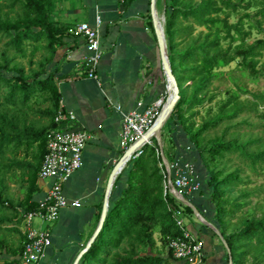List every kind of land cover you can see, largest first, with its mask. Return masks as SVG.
<instances>
[{"label": "trees", "instance_id": "16d2710c", "mask_svg": "<svg viewBox=\"0 0 264 264\" xmlns=\"http://www.w3.org/2000/svg\"><path fill=\"white\" fill-rule=\"evenodd\" d=\"M56 3L57 0H0V5L14 14L13 18L0 20V40L7 39L8 46L19 54L31 44L42 46L46 52L38 69L29 76L24 69L19 70L18 76H12L9 64L0 63L1 172L20 171L24 163L20 162L18 154L24 144L28 151L33 144H40L43 164L49 133L73 127V122H55L59 113L65 112L56 72L50 69L64 32L53 18ZM252 7H258L257 15L264 18V0H166L165 7L169 60L180 90V99L165 128H168L172 149L176 148L177 131L193 146L196 163L205 173L200 194L207 195L206 204L212 214L209 221L219 228L227 242L228 264L230 259L232 264H264V214L232 224L236 215L250 205L252 193L233 196L235 189L244 183L241 170L228 173L226 167L221 169V162L238 155L257 172L258 168H264V145L253 150L262 140H228L231 126L215 140L206 141L205 134L246 112H257L260 104H264V92L254 93L253 103L247 105L240 101V93L233 91L219 105L216 115L201 124L197 119L200 109L214 101L215 96L210 97L209 93L223 68L237 59L254 67L257 58L264 55V39L249 44L251 32L245 29L243 19L230 22L232 14ZM239 91L248 94L243 88ZM35 102L49 103V107L35 108ZM40 118L49 119L51 124L39 127ZM158 148L154 139L153 145L144 146L142 154L131 159L118 176L103 227L79 264H169L170 259L176 260L169 242L183 235L177 225L178 213L182 218L195 214L173 195L164 197L165 167L161 165ZM23 169L30 171L31 165L24 164ZM3 191L0 203L5 210L11 206L4 205ZM188 200L201 212L196 200ZM36 206L30 205L24 212L33 211ZM12 211L20 214L15 207ZM8 222L7 218L0 217V227ZM156 234L160 236L161 245L168 248L167 258L153 253ZM214 236L217 237L215 233ZM23 248L18 253H22Z\"/></svg>", "mask_w": 264, "mask_h": 264}, {"label": "crops", "instance_id": "0c3cea01", "mask_svg": "<svg viewBox=\"0 0 264 264\" xmlns=\"http://www.w3.org/2000/svg\"><path fill=\"white\" fill-rule=\"evenodd\" d=\"M157 1L158 15L164 17L165 0L163 10ZM151 6L152 0H57L53 18L64 32L50 69L56 72L61 106L75 114L73 127L87 131L90 140L82 168L63 187L69 206L53 225L35 221L36 227L50 229L52 237V245L38 264H75L97 230L110 179L125 154L120 148L124 114L135 111L140 101L147 106L164 96L166 80ZM98 16L103 20V56L95 80L88 78L84 70L86 41L74 30L80 23L94 24ZM38 122L39 127L51 124L49 119L40 118ZM175 141L174 158L191 145L179 131ZM26 145L20 148V162L30 164L31 170L23 169L24 164L20 167V199L12 196L5 183L12 172L1 173V199L11 207L4 210L0 203V217L10 221L0 227V264L16 263L25 242L23 213L37 204L50 187L49 181L39 178L40 144H33L30 151ZM191 157L195 159L194 152ZM196 166L203 183L205 173L198 163ZM207 198L199 193L190 199L197 201L200 213L209 221L212 214ZM75 201L80 202L79 207L73 206ZM13 207L20 214H14ZM200 223L193 220L188 228L204 242V264H228L227 251L219 237Z\"/></svg>", "mask_w": 264, "mask_h": 264}, {"label": "built area", "instance_id": "2783aa9c", "mask_svg": "<svg viewBox=\"0 0 264 264\" xmlns=\"http://www.w3.org/2000/svg\"><path fill=\"white\" fill-rule=\"evenodd\" d=\"M103 20L96 17L94 24L80 23L74 30L76 36L86 41L87 54L84 58V70L88 78L98 79V69L102 59ZM167 96H162L157 101L145 106L142 101L137 104V109L124 114L120 134V148L126 152L132 145L146 136L148 131L156 123L163 104L161 101ZM121 110L120 107H117ZM76 116L72 112L59 113L55 122H73ZM155 137L145 141L133 154L131 159L139 157L143 147L153 145ZM90 134L87 131L74 127L52 130L48 135L47 153L39 171V178L49 181L50 187L45 196L38 201L36 209L23 213L24 223V248L15 264H38L44 257L46 250L52 245L51 230L35 226V221L53 225L60 219L61 212L69 206L64 194V184L76 171L83 166V154ZM156 140V139H155ZM194 152L193 146L189 145L186 150L179 153L164 171V197L173 195L174 188L186 199L200 193L202 181L199 177L195 159L191 157ZM158 155H164L163 149H157ZM171 174V183L169 176ZM73 206L79 207L80 202L75 201ZM177 225L183 235L171 239L169 249L176 260L183 264H204V242L185 227L181 213H178Z\"/></svg>", "mask_w": 264, "mask_h": 264}, {"label": "rangeland", "instance_id": "374dc122", "mask_svg": "<svg viewBox=\"0 0 264 264\" xmlns=\"http://www.w3.org/2000/svg\"><path fill=\"white\" fill-rule=\"evenodd\" d=\"M162 1L159 0V7L163 10ZM166 2V0H165ZM259 11L258 7H252L249 9H241L238 13L230 16V22L236 23L241 18L244 21V27L247 31L251 32V38L248 40L249 44L254 43L256 40L264 39V18L257 15ZM248 15V17L246 16ZM14 14L5 7L0 5V20L7 18H13ZM257 20L260 23H257ZM165 24V23H164ZM46 56V52L42 46H36L34 44L27 45L23 54L17 53L11 47L8 46V40H0V63H8L11 68V75L18 76L19 70L24 69L29 76L32 71H35L39 67V62ZM220 77L214 82L209 96H215L212 103L205 104V107L199 111V117L197 122L201 124L203 121L213 117L219 110V105L223 104L231 92L240 93V101L244 104L251 105L253 103L254 93L264 92V55L257 58V64L252 67L249 62H244L242 59L235 60L230 66L221 70ZM239 88H243L248 91V94H244L239 91ZM6 91H2L4 96ZM164 96H168L167 88L165 87ZM35 108L46 109L49 107V103L35 102L33 103ZM209 109L211 112L209 113ZM246 122V124H244ZM227 126H231L227 139L237 138L240 142L250 140H262L260 146L252 147L253 150L260 148L264 145V104H260L257 112H246L239 116V118L233 121H226L219 125L218 128L212 129L205 134L206 141L218 139L222 136L224 129ZM162 144L163 153L168 161H173L172 147L169 140L168 128L162 130ZM20 158V150L18 154ZM227 168V172H233L238 169L241 170V177L244 179V183L240 184L235 189L233 196L239 195L241 192L252 193L250 198V205L246 207L242 212L238 213L232 224L237 225L241 221L250 217H261L264 214V168H258L257 172H253L248 164L242 160L238 155H232L227 157L221 162V169ZM0 171V179L1 174ZM7 177V176H6ZM5 183L9 185V191L12 196L20 199V171H13L5 179ZM10 181V182H9ZM203 185V183H202ZM185 225L190 226L193 220L200 223L196 215L194 217H183ZM201 224V223H200ZM45 226L47 224H44ZM202 225V224H201ZM156 248L153 253H159L161 256L167 258L168 248H164L160 243V236L156 234ZM146 252H151L146 249ZM169 264H183L180 261L170 259Z\"/></svg>", "mask_w": 264, "mask_h": 264}, {"label": "water", "instance_id": "95a60500", "mask_svg": "<svg viewBox=\"0 0 264 264\" xmlns=\"http://www.w3.org/2000/svg\"><path fill=\"white\" fill-rule=\"evenodd\" d=\"M165 7H166V2H165ZM151 11H152V16H153V21H154V25H155V29H156V33H157V38H158V44H159V49H160V55H161V68L166 80V88H167V93L169 94V89L171 88L173 90V96L170 97H166L165 101L162 100L161 102L164 103L163 107L161 109V113L156 121V123L154 124V126L150 129V131H148V133L146 134V136L144 138H142L140 141H138L137 143H135L134 145H132L124 154V156L122 157L121 161L119 162V164L117 165V167L115 168L113 175L110 179V183L108 186V191H107V196H106V200H105V204H104V209L102 212V216L99 222V225L97 227V230L95 231L93 237L91 238V240L89 241V243L87 244V246L82 250L81 254L79 255V257L77 258L75 264H79L81 258L83 257V255L89 250L90 246L92 245V243L94 242V240L96 239L97 235L99 234V232L101 231L104 221L106 219V215L108 213L109 210V205H110V197L112 194V190L115 184V181L117 179V177L122 173V171L125 169V167L127 166L128 162L131 160L134 152L145 143V141L151 137H155L158 147L160 149H163V144H162V130L164 128V126L166 125V123L168 122V120L170 119L179 99H180V90L176 81V78L172 72L171 69V64H170V60H169V54H168V48H167V42H166V35H165V29H160V27L158 26V21H159V15L158 12L156 10V0H152V6H151ZM164 23L166 22V17H163ZM162 160L164 162V164L169 167V162L168 160L165 158V156H162ZM169 180L171 183V174L169 176ZM173 196L180 201L181 203H183L186 206L191 207V209L194 211V214L197 216V218L199 219V221L207 226L208 228H210L221 240L222 244L224 245L226 251L229 253V248L227 245L226 240L224 239V237L222 236L219 228H217L214 224H212L211 222H209L201 213L200 211L197 209V207L188 199H186L185 197H183L180 193H178V191H176V189L174 188L173 190ZM229 264H232V260L230 259Z\"/></svg>", "mask_w": 264, "mask_h": 264}, {"label": "bare ground", "instance_id": "6f19581e", "mask_svg": "<svg viewBox=\"0 0 264 264\" xmlns=\"http://www.w3.org/2000/svg\"><path fill=\"white\" fill-rule=\"evenodd\" d=\"M158 26L160 27V29H163V28L165 29L163 17H159ZM172 96H173V90L170 88L169 89V97L171 98Z\"/></svg>", "mask_w": 264, "mask_h": 264}]
</instances>
